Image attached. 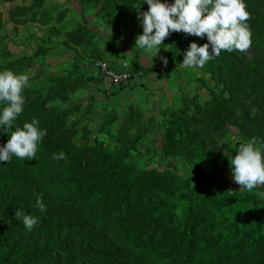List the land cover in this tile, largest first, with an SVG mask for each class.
Listing matches in <instances>:
<instances>
[{
  "label": "rangeland",
  "instance_id": "obj_1",
  "mask_svg": "<svg viewBox=\"0 0 264 264\" xmlns=\"http://www.w3.org/2000/svg\"><path fill=\"white\" fill-rule=\"evenodd\" d=\"M244 2L250 47L190 69L183 53L206 39L135 47L143 0H0V71L29 76L14 124L47 130L35 159L0 164V261L264 264V185L241 189L230 171L239 144L264 143V0ZM103 62L131 78L106 89ZM86 190L105 193L94 218ZM17 210L31 231L10 222Z\"/></svg>",
  "mask_w": 264,
  "mask_h": 264
},
{
  "label": "clouds",
  "instance_id": "obj_2",
  "mask_svg": "<svg viewBox=\"0 0 264 264\" xmlns=\"http://www.w3.org/2000/svg\"><path fill=\"white\" fill-rule=\"evenodd\" d=\"M148 5L146 11L137 12V21L142 34L135 38V47L155 57L163 41L171 33H184L206 39L198 46L190 42L183 53L181 66L201 69L206 62L220 56L221 52H244L251 43V30L247 24L249 13L244 0H143ZM162 66L167 67L168 59L159 57ZM29 84V76L11 70L0 71V134L7 133V142L0 146V164L10 162L14 156L22 160L35 159L38 145L47 135V130L39 127L33 118L24 122L22 127L15 125L17 117L24 111L23 90ZM264 143L259 146L254 140L239 144L234 158L230 160L233 181L241 189L253 190L264 185ZM64 158V153H54L52 159ZM260 195L264 196V192ZM36 206L41 212L45 205L37 198ZM15 217L22 220L26 230L31 231L37 219L15 211Z\"/></svg>",
  "mask_w": 264,
  "mask_h": 264
},
{
  "label": "trees",
  "instance_id": "obj_3",
  "mask_svg": "<svg viewBox=\"0 0 264 264\" xmlns=\"http://www.w3.org/2000/svg\"><path fill=\"white\" fill-rule=\"evenodd\" d=\"M261 98L263 99L264 98V92L261 94ZM104 192H100V191H90V190H86V191H84L83 192V195H84V199H85V201L86 202H88L89 203V213L91 214V218H94L96 215H97V209L98 210H100V209H105V202H104ZM31 197V196H30ZM29 197V199H31V201H32V205L34 204V200H35V198H33V197H31L30 198ZM1 216V215H0ZM1 218H2V216H1ZM4 218V217H3ZM4 220H5V218H4ZM8 220V219H7ZM10 220V219H9ZM21 220H18V221H10V222H12V223H14V225H16V226H22L23 225V223L22 222H20ZM147 246H149V245H147ZM154 249L152 248V247H150V249H148L147 250V252H145V253H148V252H151V251H153ZM137 251V249H134V250H132L131 252H136ZM154 253H156V251H153ZM139 254H144V253H141V251H137L135 254H133L134 256L135 255H138L139 256ZM11 255H8V257H6L3 261H0V264H26V260H23L22 258H20V257H18V258H15V259H13V261H10L9 259L11 258L10 257ZM153 257H156V256H153ZM148 258H151V257H149L148 256ZM160 262H161V264H165L162 260H161V258H159L158 256L156 257ZM162 258H164L165 259V262H166V264H171L172 262H177L176 260H174L171 256H166V255H162ZM25 259V258H24ZM172 259V260H171ZM190 262V260L188 259V257L187 256H185V258H184V262H183V264H190L189 263Z\"/></svg>",
  "mask_w": 264,
  "mask_h": 264
},
{
  "label": "built area",
  "instance_id": "obj_4",
  "mask_svg": "<svg viewBox=\"0 0 264 264\" xmlns=\"http://www.w3.org/2000/svg\"><path fill=\"white\" fill-rule=\"evenodd\" d=\"M125 68L126 65L118 70L106 62L99 63V75L103 87L114 90V86L127 82L131 75Z\"/></svg>",
  "mask_w": 264,
  "mask_h": 264
}]
</instances>
